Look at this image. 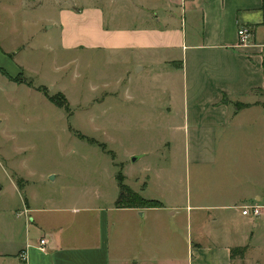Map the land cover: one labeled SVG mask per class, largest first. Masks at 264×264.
Returning <instances> with one entry per match:
<instances>
[{"label": "crops", "instance_id": "1", "mask_svg": "<svg viewBox=\"0 0 264 264\" xmlns=\"http://www.w3.org/2000/svg\"><path fill=\"white\" fill-rule=\"evenodd\" d=\"M130 1L127 12L144 17L146 28L112 31L114 13L86 8L75 41L83 49L130 47L138 55L135 69L150 89L134 87L138 78L130 70L126 96L148 99L155 110L180 118L184 172L157 173L161 208H118V199L70 209L26 201L24 242L0 211V264L16 257L23 264H264L251 259L255 234L264 230V159L232 152L248 147L233 140L244 129L239 117L264 110V0ZM86 25L92 29L84 34ZM242 28L251 32L247 46H241ZM123 36L129 44H119ZM149 190L144 184L141 193ZM251 206L261 207L258 218L243 215ZM247 227L255 231L248 234Z\"/></svg>", "mask_w": 264, "mask_h": 264}, {"label": "rangeland", "instance_id": "2", "mask_svg": "<svg viewBox=\"0 0 264 264\" xmlns=\"http://www.w3.org/2000/svg\"><path fill=\"white\" fill-rule=\"evenodd\" d=\"M130 2L0 0V66L20 81L11 83L0 74V211L22 242L27 225L17 214L26 201L50 209L108 205L119 197L117 176L136 193L148 183L150 190L141 195L157 200V173L184 172L180 118L155 110L148 99L126 96L130 70L138 78L134 87L150 89L146 75L135 69L138 55L130 47L107 53L75 41L86 8L114 13L112 31L146 28L144 17L127 12ZM83 27L84 34L92 29ZM95 35L104 43L105 37ZM119 41L129 44L124 36ZM239 121L244 129L233 140L248 147L232 152L264 159V110L245 111ZM253 245L251 259L264 263V230L256 232ZM23 263L18 257L8 262Z\"/></svg>", "mask_w": 264, "mask_h": 264}, {"label": "trees", "instance_id": "3", "mask_svg": "<svg viewBox=\"0 0 264 264\" xmlns=\"http://www.w3.org/2000/svg\"><path fill=\"white\" fill-rule=\"evenodd\" d=\"M264 10V6H263ZM0 73L8 78L10 81L14 83H18V79L16 77L11 76L5 69L0 67ZM20 82V81H19ZM124 177L117 176V182L119 184V198L116 202V206L118 208H161L163 204L157 200H147L140 196L138 193L134 192L128 185H126L123 181ZM245 252L244 249H236L232 251V254L236 252Z\"/></svg>", "mask_w": 264, "mask_h": 264}, {"label": "built area", "instance_id": "4", "mask_svg": "<svg viewBox=\"0 0 264 264\" xmlns=\"http://www.w3.org/2000/svg\"><path fill=\"white\" fill-rule=\"evenodd\" d=\"M239 36L241 39V46H247L251 40V32L247 28H242L239 30ZM28 215V210H24L23 214L20 216H27ZM244 216H253L254 218H258L261 215V207L259 206H251L248 208H245L243 211ZM41 249H45L47 245V241L45 239L41 240ZM22 259L25 261L26 260V255L22 256Z\"/></svg>", "mask_w": 264, "mask_h": 264}, {"label": "water", "instance_id": "5", "mask_svg": "<svg viewBox=\"0 0 264 264\" xmlns=\"http://www.w3.org/2000/svg\"><path fill=\"white\" fill-rule=\"evenodd\" d=\"M52 180H54V177H51Z\"/></svg>", "mask_w": 264, "mask_h": 264}]
</instances>
